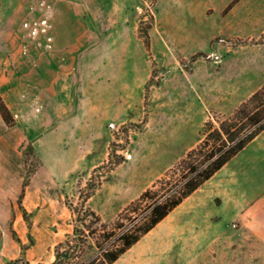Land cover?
I'll list each match as a JSON object with an SVG mask.
<instances>
[{
	"label": "rangeland",
	"instance_id": "rangeland-1",
	"mask_svg": "<svg viewBox=\"0 0 264 264\" xmlns=\"http://www.w3.org/2000/svg\"><path fill=\"white\" fill-rule=\"evenodd\" d=\"M231 1L116 0L114 6L88 7L83 10L90 21L79 23L77 51L67 57H30L35 62L33 73L42 84L37 86V93L42 94L46 109L52 115L51 142L65 162L64 171L73 170L58 185L53 181L48 185L47 173L42 170L43 177L36 184L37 193L25 196L23 190L21 204L24 205L23 201L45 204L50 209L51 220L46 227L37 224L30 240L20 244V254L16 255L15 248L11 247L8 251L11 258L21 257L29 264H47L54 259V245L72 230L65 194L75 206L79 200V188L86 186L96 165L107 159L111 141L117 144L116 153H124L126 158L129 154L131 156L117 171L110 175L106 173L102 181L107 179L108 185L126 184L128 190L116 195L110 188H105L94 201H87V205L107 222L163 175L166 170L156 176L196 135L201 138L204 123L197 133L172 121L173 82L187 81L185 72L194 61L191 56L199 50L190 52L218 43L224 47L227 44L238 46L242 44H233L238 37L251 38L232 35L235 33L264 40V0H236L233 3L236 8L224 15L232 7L227 9ZM3 10L0 8V23H4L7 30L14 28L16 31L10 13H3ZM57 11L58 16L59 9ZM248 12H251L250 16ZM26 26L19 24L18 31L26 30ZM40 26L44 28L45 25ZM51 27L53 32H58L61 26L53 24ZM144 30L150 38L149 51L143 42ZM55 43L58 47L60 41L55 40ZM183 53L190 54L185 56ZM204 53L205 56L196 58L210 59ZM60 61L66 67L60 66ZM153 69L155 73L149 82ZM95 103H99L98 111L92 110ZM92 114L97 128L92 131L96 135L95 144L83 148L92 150L93 160L80 171L82 148H79V139L90 135L89 131H82L81 126L90 121ZM207 114L206 120H212L215 125L216 120L225 115L214 111ZM123 131H128V143ZM161 131H165L164 138ZM22 150L24 162L25 158L27 160L25 170L26 167L43 168L38 151L31 142H23ZM99 173L101 171H96L95 175ZM110 193L107 202L105 197ZM18 198L16 204L20 209ZM26 217L28 223L30 219L28 215ZM14 232L12 229L11 236L16 239ZM236 236L242 238L243 243L239 244L242 248L234 252L232 260L219 259L215 263L264 264V229H261L260 236L246 228ZM210 258V254L206 255L201 264H210ZM153 264L163 263L155 261Z\"/></svg>",
	"mask_w": 264,
	"mask_h": 264
},
{
	"label": "crops",
	"instance_id": "crops-1",
	"mask_svg": "<svg viewBox=\"0 0 264 264\" xmlns=\"http://www.w3.org/2000/svg\"><path fill=\"white\" fill-rule=\"evenodd\" d=\"M240 1L245 0L237 2ZM115 4L116 0H0V8L4 9L3 13H10L12 26L17 29L9 31L0 23V93L16 119L15 125L7 126L0 115V264L11 259L8 255L11 247L15 248L16 255L20 254V244L30 240L37 224L46 227L51 220L50 209L45 204L23 201L30 219L27 223L16 204L26 176L23 142H31L43 162V168L37 169L24 186L25 196L37 193L36 184L43 177L42 170L47 173V179L44 177L48 185L51 181L60 184L73 170L64 171L65 162L51 142L52 115L46 109L42 94L37 93V86L42 84L33 73L35 62L30 57L72 55L79 48V23L90 21L83 9ZM235 4L224 15L232 12ZM248 13L250 16L251 12ZM19 24L27 25V29L18 31ZM53 24L61 26L58 32L52 31ZM55 40L60 41L58 47ZM224 46L218 43L193 49L190 53L204 51L210 59L196 58L185 72L187 81L174 80L172 121L179 127H190L198 133L209 111L230 114L264 83V41ZM60 66L66 67L62 61ZM99 107L95 103L92 110L98 111ZM81 127L90 135L79 139L80 171L93 160L92 150L86 151L83 147L95 144L94 115ZM199 140L196 135L156 176ZM130 156L108 175L126 164ZM127 187L126 184L108 185L105 179L89 199L94 201L105 188L116 195L124 194ZM110 195L105 197L107 202ZM244 228L256 236L264 229V129L111 264H153L155 261L201 264L209 254L210 264H216L219 259L232 260L243 243L236 234ZM12 229L20 241L11 236Z\"/></svg>",
	"mask_w": 264,
	"mask_h": 264
},
{
	"label": "trees",
	"instance_id": "trees-1",
	"mask_svg": "<svg viewBox=\"0 0 264 264\" xmlns=\"http://www.w3.org/2000/svg\"><path fill=\"white\" fill-rule=\"evenodd\" d=\"M235 1H231L227 9ZM263 41L262 38L238 37L233 44ZM143 42L149 51L150 38L145 30ZM200 55L206 54L197 51L192 54L191 60ZM154 73L153 69L149 82ZM0 115L7 126L16 124L15 116L1 93ZM216 122L217 125L207 119L200 140L166 169L163 175L131 200L112 221L107 222L95 209L87 205V200L101 185L105 174L126 160L124 153H116L117 144L111 141L107 159L93 169L86 186L79 188V200L75 206L65 194V204L71 213L72 230L54 245V259L47 264L113 263L264 129V83L241 101L231 114L223 115ZM123 132L124 140L128 143V131ZM26 161L25 158V163ZM35 170L36 167H26L22 192L18 198L26 220L27 210L21 204L22 193ZM96 171L101 173L95 175ZM14 235L16 240L20 241L15 232ZM24 263L29 264L21 257H16L7 260L5 264Z\"/></svg>",
	"mask_w": 264,
	"mask_h": 264
}]
</instances>
